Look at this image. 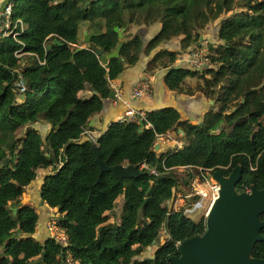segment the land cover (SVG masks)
Returning a JSON list of instances; mask_svg holds the SVG:
<instances>
[{
	"label": "trees",
	"instance_id": "1",
	"mask_svg": "<svg viewBox=\"0 0 264 264\" xmlns=\"http://www.w3.org/2000/svg\"><path fill=\"white\" fill-rule=\"evenodd\" d=\"M12 5L13 18L26 28L16 38L0 39V165L9 158L0 169V264H62L60 254L64 263L67 252L74 264H170L168 257L179 255L177 242L205 230L203 219L194 222L182 207H168L179 182L189 191L197 167L228 174L240 165L236 189L263 188L264 0H12ZM216 20L218 43L207 46L216 67L190 69L180 63L178 50L166 47L177 39L187 54L200 48L198 29ZM82 22L94 33L87 44L106 53L118 44L115 27L160 26L147 40L144 29L127 37L119 57L102 64L88 45L76 50L83 43L78 38ZM53 39L61 44L47 50ZM142 55L145 69L159 71L170 91L180 89L186 77H201V92L213 101L199 119L202 126L182 119L167 104L144 110L142 128L138 119H118L95 141L84 138V130H93L91 118L104 109L109 83L123 72L124 63L140 65ZM177 62L180 68L167 71ZM18 72L25 79L23 99L14 88ZM84 89L96 94L82 96ZM238 117L242 120L235 121ZM41 122L49 125L44 136ZM220 125V134L211 135ZM167 133L182 135V147L154 151L156 135ZM94 143L107 165L131 164L148 174L118 183L110 172L100 173ZM189 166L192 171L186 170ZM39 170L47 171L36 192L39 202L58 211L66 247L46 234L43 241L35 238L41 214L34 204H21L15 212L9 207L21 203ZM123 191L124 204L117 210ZM161 230L165 242L140 256ZM252 256H264V242L253 247Z\"/></svg>",
	"mask_w": 264,
	"mask_h": 264
},
{
	"label": "water",
	"instance_id": "2",
	"mask_svg": "<svg viewBox=\"0 0 264 264\" xmlns=\"http://www.w3.org/2000/svg\"><path fill=\"white\" fill-rule=\"evenodd\" d=\"M88 2L85 3L87 5ZM125 28H114L117 32L118 44L115 49L106 53L103 48L90 45L92 51L96 53L102 64H107L112 58H118L123 44L126 42L123 36ZM94 33L84 32V41L88 43ZM201 39V38H200ZM53 44H61L57 39H53L48 45L49 50ZM78 47L76 50H79ZM127 66V63H124ZM176 64L171 69L180 68ZM96 94L95 90H90L87 96ZM110 98L114 96V89H110ZM19 99L24 98V94L18 95ZM212 103V101L210 102ZM238 118L237 120H239ZM140 127H143L142 120L139 121ZM202 126V123H199ZM222 126L210 132L211 135H219ZM181 132V131H180ZM161 145L158 140L154 144V151H157ZM95 155L96 163L99 166L100 173L110 172L118 183H122L124 178L135 179L148 172L138 170L135 165L115 164L109 166L102 160L98 145L94 143L91 147ZM9 158L6 157L0 165V169L8 164ZM214 179L219 184L218 195L213 201L207 216L204 219L205 230L202 234L187 238L177 243L179 255L168 257L170 264H264V258L257 259L252 256V250L257 242L264 241V236L260 234L264 229V221L260 219V214L264 213V187L257 189L254 185L250 186L249 191L239 192L236 189L237 183L241 178V166H235L228 175H223L220 170L213 172ZM98 181V180H97ZM93 184H89L91 188ZM40 196V192L38 193ZM125 191L122 192L117 207L120 210L124 204ZM146 200V199H145ZM22 203L15 204L11 202L9 207L15 212ZM164 231H160L162 235ZM158 248L155 240L151 246L146 249H152L154 252ZM153 258V255L149 256ZM44 258L42 251L41 260ZM60 260L63 263V254H60ZM35 262L32 261L31 264Z\"/></svg>",
	"mask_w": 264,
	"mask_h": 264
},
{
	"label": "built area",
	"instance_id": "3",
	"mask_svg": "<svg viewBox=\"0 0 264 264\" xmlns=\"http://www.w3.org/2000/svg\"><path fill=\"white\" fill-rule=\"evenodd\" d=\"M26 28V25L20 20L13 18V5L12 0H4L3 4L0 6V39L12 36H16L21 33ZM17 57L23 55V53H15ZM38 60L37 56H33ZM40 63L42 61L38 60ZM185 62L186 66L193 70H203L209 66L208 53L206 50L201 48H192L182 60ZM14 88L16 89L17 96L19 94H24L26 91L25 79L20 72H18L16 80L14 82ZM152 90L150 85L147 83H141L140 85L134 86L132 97L140 98L141 96H151ZM145 114L143 110L127 109L123 116L119 120L131 121L134 119L144 120ZM88 133L84 130L83 134ZM89 135V134H88ZM159 139L165 138L167 141L172 143L173 146L181 148L182 145L174 140L170 133H167L165 137L162 135H156ZM90 140H93L90 137ZM141 168H147L146 164H142ZM192 167H186V170L192 171ZM197 173L190 181V189L182 194V208L183 215H186L188 212H192L197 208L204 210L203 215L199 219H205L209 209L218 195L219 184L213 177V169L197 167ZM151 174H157L155 170L150 171ZM249 191V189H247ZM59 216H51L46 223L47 230L49 231V237L55 239L57 243L66 247L68 245V237L64 232V235L61 234L58 225ZM59 227V228H58ZM61 229V228H60ZM178 243V242H177ZM176 243V246H177ZM73 260L67 252L66 258H64V264H72Z\"/></svg>",
	"mask_w": 264,
	"mask_h": 264
},
{
	"label": "rangeland",
	"instance_id": "4",
	"mask_svg": "<svg viewBox=\"0 0 264 264\" xmlns=\"http://www.w3.org/2000/svg\"><path fill=\"white\" fill-rule=\"evenodd\" d=\"M238 10L239 9H235L233 12H237ZM145 24L146 23L140 24L142 26V28L138 26L139 24H132V25H130L129 27H127L124 30L123 36L125 37V39H127V37L134 35L135 32H138L139 30H141V29L143 30L144 29L145 30V34H143V39L144 40H147L149 38V36H153L159 30V26H160L159 22H155V23H153L151 25H145ZM218 24H219V20H216V21L211 22L206 28H204V29H198V31L200 33V37H199V43H200V45L199 46H200L201 49L206 50V52L208 53V55H209L208 47H207L208 44H211V43L216 44V43H218V40H217L216 34H215V30H216V27L218 26ZM152 27H154V29ZM85 30H86V32H87V30H89V24H88V22H82V23H80V25H79V32H78V38H79L80 41L83 42L81 46H84V44L87 43V42L84 41V34H83V32ZM90 33H92V32H90ZM170 43H172V44H170ZM170 43L168 45H166V47L171 48V49H176V50L179 51L180 57H181V59L179 61L181 63V61L186 57L187 52L186 51H181L179 49L180 47H179V42H178L177 39H175L173 42H170ZM146 59H147V57L142 55L141 58H140V62H141L140 65L144 66V62H142V61H146ZM31 60L33 61V60H35V58L34 57L31 58ZM25 63L26 62H24V60H21V66H23ZM180 63L177 62V64H180ZM184 66H186V64ZM209 66L216 67V65L215 64H212L211 62L209 63ZM209 66H207V67H209ZM144 71L147 72V70L145 69V67H144ZM206 77L208 78L209 76L206 75ZM187 78H188L189 81L185 79L181 83L180 89L173 90L174 94H170L168 96L169 97H173L176 100H180L181 99L180 97L181 96H184V98H187V99L190 100L189 101V103H190L189 105L191 106V108H195V106H194V102H195L194 101V98L197 95L203 96L204 99H205V108H204V110L202 112V114H203L205 111H207V110H209L210 108L213 107L212 106L213 101L212 100H209L207 97H205L204 95H202L200 88L202 87V84L203 83H202V79H201V77L199 75H196L194 77H187ZM87 92L88 91H86V89H84V91L80 92V94L82 96H86ZM211 101H212V103H210ZM168 103H171V105L176 106V107H179V109H180V106H178L177 101L170 100ZM165 105H167V104H165ZM197 105H199V103H197ZM180 111H182V114H183V118L182 119L188 120V119H186V114L182 110V108H181ZM198 121H199V119H198ZM192 123H194V121ZM38 127L42 131V135L43 136H44V134L49 129V125H47L45 122L39 123ZM98 133H100L99 130H97V132H90V133L83 134V136H84V138H88V139H90V136L92 138H96V135ZM170 135L172 136V138L174 140H177V142H179L181 145L183 144V142H180L179 141V139L182 140V138H181L182 135L181 136H178L176 133L175 134L174 133H170ZM159 140L161 141V145H160V147L158 148L157 151H162V149H164V145L165 144L167 145L166 147H175V146L172 145V143H170L169 141H167L165 138H161ZM176 148H177V146H176ZM46 173H47L46 170L45 171L44 170H39L38 171V174H37V176L35 178V180L30 185H28L27 187H25V191L23 192V194L21 196V203L22 204H24V203L34 204L35 207H36V210H38L39 213L42 210H41V204H40L39 199H38V194L36 192L39 189L38 187L40 185L39 183L41 181V178ZM179 176H180V178H183L181 175H179ZM178 182H179V180H178ZM185 192H186V188H184L183 185L179 182L178 185H177V187L173 190V196L168 201V207L170 209H173V210H179L181 208V206H182V200H181L182 199V196L181 195L184 194ZM117 210H119L118 207H117ZM203 213H204V210L203 209L197 208V209H195L192 212H188L185 216L188 219H190V220H192L194 222H197L199 220V218L203 215ZM51 216H59L58 211L56 209H52V211H49L46 214L43 212L41 214L40 224H39V226H37L38 229L40 227L43 228V233H45L48 236H49V231L47 230L46 223H47V220ZM59 230H60L61 234L64 235V231L62 229H60V228H59ZM161 231H164V233L162 235H160L158 237V239L155 241V244L158 245V246L160 244L164 243L165 240H166V238H167V234L165 233V230H161ZM35 238L38 239V240H40V241H43L42 240L43 239L42 236L36 235ZM150 253H153L152 252V249H146V251L143 252L140 256H143V255L147 256ZM72 264H74V262Z\"/></svg>",
	"mask_w": 264,
	"mask_h": 264
},
{
	"label": "crops",
	"instance_id": "5",
	"mask_svg": "<svg viewBox=\"0 0 264 264\" xmlns=\"http://www.w3.org/2000/svg\"><path fill=\"white\" fill-rule=\"evenodd\" d=\"M3 2L4 0H0V6L3 4ZM152 28L154 29V27ZM84 32H86V30ZM89 33L90 32L87 31V34ZM85 46H87V43H85L84 46H80V47H85ZM124 67L125 69L118 76V78L109 83L110 89L111 88L114 89L115 97L113 98L108 97L107 99L104 100L105 105L102 112L94 115L89 122V126H93V130H87V129L85 130L88 133L97 132V130H99L101 133L103 130H105V128L110 122L120 119L123 116L124 112L129 108L144 111L148 109L162 107L165 104H171L168 103L170 100L177 101V104L178 106H180V109L179 107L176 106L174 107L179 111L181 118H183L182 111H180L181 108L186 114V119H189L191 115H196V118H198V116L201 118L202 112L205 108L204 97L200 98L198 101H195L194 102L195 108H191V106L189 105L190 100L184 98V96H181L180 100H176L173 97L168 96L170 94H174V92L168 90L165 87L162 81V76H161L162 74L159 71L152 72L150 70H147V73H144V66L142 65H134L133 67H128V66H124ZM141 80H147V82H143V83H147L148 85H150L152 94L151 96H141L140 98H133L132 92L134 86L140 85ZM186 80H188L187 77ZM196 102L199 103V105H197ZM189 120L192 123L193 120H195V118ZM100 133L96 135V138ZM96 138H92V139L95 140ZM166 146L167 145L165 144L164 147ZM45 207H47L49 211H52L50 207H48L46 204H43V206L41 205L42 211L40 212V214H42L43 212H45V214L47 213ZM44 234L45 233H43V228L41 227L39 229L37 228L35 231V236L38 235L44 237Z\"/></svg>",
	"mask_w": 264,
	"mask_h": 264
},
{
	"label": "flooded vegetation",
	"instance_id": "6",
	"mask_svg": "<svg viewBox=\"0 0 264 264\" xmlns=\"http://www.w3.org/2000/svg\"><path fill=\"white\" fill-rule=\"evenodd\" d=\"M202 93V92H201ZM202 95H204L203 93H202ZM200 98H203V96H200V95H197L195 98H194V101H198ZM206 112V111H205ZM195 118V120H193L194 121V123H192V124H194V125H196V124H199V121L198 120H196V119H199L200 117L198 116V118H196V115H191L190 117H189V119H194ZM238 118H240L239 120H237ZM235 121H240V120H242V117H238ZM188 119V120H189ZM189 122H190V120H189ZM201 123V122H200ZM262 124H263V126H264V119H263V121H262ZM220 126H222V125H220ZM223 127V126H222ZM222 131V130H221ZM256 168L255 167H251V170H255ZM218 170H220V169H218ZM215 171V170H214ZM213 171V172H214ZM222 173H223V175H228V174H224V172L222 171V170H220ZM231 172V171H230ZM241 174H242V168H241ZM241 179V178H240ZM264 187V186H263ZM258 189V188H257ZM260 189H262V188H260ZM245 191H247V190H245ZM262 214H264V213H262ZM261 215V214H260ZM260 217V216H259ZM262 221H264V219H261ZM262 230V229H261ZM260 234L262 235V236H264V233L263 232H261L260 231ZM260 242H264V241H260ZM260 242H257V243H260ZM256 243V244H257ZM255 244V245H256ZM254 245V246H255ZM255 258V257H254ZM262 258H264V256L263 257H261V258H257V259H262Z\"/></svg>",
	"mask_w": 264,
	"mask_h": 264
},
{
	"label": "clouds",
	"instance_id": "7",
	"mask_svg": "<svg viewBox=\"0 0 264 264\" xmlns=\"http://www.w3.org/2000/svg\"><path fill=\"white\" fill-rule=\"evenodd\" d=\"M50 209H52V208H50Z\"/></svg>",
	"mask_w": 264,
	"mask_h": 264
}]
</instances>
